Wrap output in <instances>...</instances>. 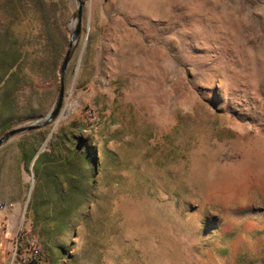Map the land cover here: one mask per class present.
Here are the masks:
<instances>
[{
  "label": "rangeland",
  "instance_id": "obj_1",
  "mask_svg": "<svg viewBox=\"0 0 264 264\" xmlns=\"http://www.w3.org/2000/svg\"><path fill=\"white\" fill-rule=\"evenodd\" d=\"M95 1L0 0V140L81 24L0 147L8 264H264V0Z\"/></svg>",
  "mask_w": 264,
  "mask_h": 264
},
{
  "label": "water",
  "instance_id": "obj_2",
  "mask_svg": "<svg viewBox=\"0 0 264 264\" xmlns=\"http://www.w3.org/2000/svg\"><path fill=\"white\" fill-rule=\"evenodd\" d=\"M84 3L82 1H80L79 4V12H78V16L79 18L81 17L82 14V8H83ZM81 33V24H78L77 27V31L75 33L72 34L71 37V45L70 48L68 50V53L66 55V58L64 60L63 66H62V70H61V87H60V95H59V99H58V103L57 106L55 108V110L53 111V113L51 115L48 116L46 122L44 124H42L41 126H45L49 123H51L53 120H55L57 118V116L59 115L62 105H63V100H64V93H65V72L69 63V56L71 54V50L73 47V43L75 42L76 38L80 35ZM41 126H30L27 128H20V129H16L13 131H10L7 135H5L1 140H0V147L5 144L9 139H11L12 137L20 134V133H24L27 131H32L35 129H38Z\"/></svg>",
  "mask_w": 264,
  "mask_h": 264
},
{
  "label": "crops",
  "instance_id": "obj_3",
  "mask_svg": "<svg viewBox=\"0 0 264 264\" xmlns=\"http://www.w3.org/2000/svg\"><path fill=\"white\" fill-rule=\"evenodd\" d=\"M12 221L9 222L4 233L0 235V264H8L11 260L13 241L18 231V228H16V225ZM4 254H7L6 261L3 260Z\"/></svg>",
  "mask_w": 264,
  "mask_h": 264
},
{
  "label": "built area",
  "instance_id": "obj_4",
  "mask_svg": "<svg viewBox=\"0 0 264 264\" xmlns=\"http://www.w3.org/2000/svg\"><path fill=\"white\" fill-rule=\"evenodd\" d=\"M20 241H21V238H20V235L18 234L17 237L15 238V242H14L15 252H14V255H13V258L10 264H27L28 263V259L25 256L17 253L19 245H20Z\"/></svg>",
  "mask_w": 264,
  "mask_h": 264
},
{
  "label": "bare ground",
  "instance_id": "obj_5",
  "mask_svg": "<svg viewBox=\"0 0 264 264\" xmlns=\"http://www.w3.org/2000/svg\"><path fill=\"white\" fill-rule=\"evenodd\" d=\"M99 2H100V0H97V1H95V3H94V5H99ZM116 11V10H115ZM118 11H119V9H118ZM261 160L258 158V156L257 157H255L254 159H252V161H250L248 164H247V168L245 169V171L243 172V175H245V174H252V173H254V171H256V170H259L258 168H257V166H256V164L258 163V162H260ZM261 174V173H260ZM261 176V179L263 178V176L262 175H260Z\"/></svg>",
  "mask_w": 264,
  "mask_h": 264
},
{
  "label": "trees",
  "instance_id": "obj_6",
  "mask_svg": "<svg viewBox=\"0 0 264 264\" xmlns=\"http://www.w3.org/2000/svg\"><path fill=\"white\" fill-rule=\"evenodd\" d=\"M29 250H27L26 253V258L28 259L27 264H40L41 263V258L40 256L36 253L34 250L33 246L28 247Z\"/></svg>",
  "mask_w": 264,
  "mask_h": 264
}]
</instances>
